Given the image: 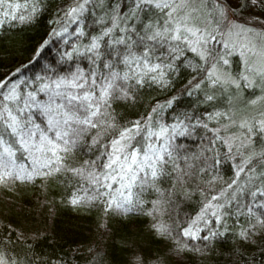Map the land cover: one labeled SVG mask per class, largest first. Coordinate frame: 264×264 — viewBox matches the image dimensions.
I'll use <instances>...</instances> for the list:
<instances>
[{
	"label": "snow or ice",
	"instance_id": "obj_1",
	"mask_svg": "<svg viewBox=\"0 0 264 264\" xmlns=\"http://www.w3.org/2000/svg\"><path fill=\"white\" fill-rule=\"evenodd\" d=\"M31 28L0 72V187L59 189L99 234L45 250L0 220V264H115L129 217L160 246L123 241L124 264L228 238L215 264H264V0H0V59Z\"/></svg>",
	"mask_w": 264,
	"mask_h": 264
},
{
	"label": "trees",
	"instance_id": "obj_2",
	"mask_svg": "<svg viewBox=\"0 0 264 264\" xmlns=\"http://www.w3.org/2000/svg\"><path fill=\"white\" fill-rule=\"evenodd\" d=\"M39 33L40 29L38 28H31L17 33L15 47L12 49V56L8 59H0V72L14 64L15 59L20 57L28 43L39 38ZM5 42L12 43L11 40H6ZM58 191L59 189L54 190L49 188L47 195L51 200L47 206L42 207L40 196L43 190L38 183L20 186L15 191H9L0 187V210L7 215L6 218L0 215V220H7L21 228L35 224H32V222L37 219V213L40 212L41 215L44 213V217L46 216L47 218V227H42L38 231H34L35 233L33 232V234H29L30 231L27 232V230H22L21 228L29 237L38 241V247L48 250L49 245H54L56 250H59L61 246L67 249L69 242L73 240L87 247L88 242L99 234L100 214L95 210L78 211L60 203L58 199L53 200V196ZM4 206L7 207L5 208ZM141 219L143 218L111 219L109 232L105 240L115 264H124L128 256L126 252L127 248L124 246L123 241H131L129 237V222L131 220H138V223H140L143 222ZM146 235L145 246L151 247L153 250L160 246L149 234ZM44 237H47V239ZM231 244L230 238L223 243L217 242L215 253L203 257L199 254L185 253L179 256L181 260L180 264H215L217 258L223 260L227 256ZM221 252L223 255H221ZM177 258L174 257L173 259L176 260Z\"/></svg>",
	"mask_w": 264,
	"mask_h": 264
},
{
	"label": "rangeland",
	"instance_id": "obj_3",
	"mask_svg": "<svg viewBox=\"0 0 264 264\" xmlns=\"http://www.w3.org/2000/svg\"><path fill=\"white\" fill-rule=\"evenodd\" d=\"M40 197H41L40 198V200H41V202H40L41 206L42 207L43 206H47V204L51 200L48 197L47 193H45L43 191ZM4 207L6 208L7 206H4ZM37 214H38V216L36 217L37 219H35L32 222V224L33 223H35V224H33L31 226H29V225L28 226H25V227L23 226V227H21L22 230L23 229L24 230H27V232L30 231L31 233L29 232V234H33L34 231H36V230L38 231V229H40L42 227H47L48 226L47 225V218H46V216L44 217V213H42V215H41V213L38 212ZM0 215H2V217H5V218L7 217V215L4 214L2 212V210H0ZM141 221H143V222H140L142 224L138 223V220H135V221L131 220V222H129V227H130L129 228L130 229L129 237H130V240H131L130 242H135L138 245L145 246V242L147 240V238H146L147 235L146 234H149V233H148V230H147V221L144 220V219H141ZM126 252L128 253V250L127 249H126ZM174 261H175V264H180L181 263V260H180L179 257L176 260H174Z\"/></svg>",
	"mask_w": 264,
	"mask_h": 264
}]
</instances>
